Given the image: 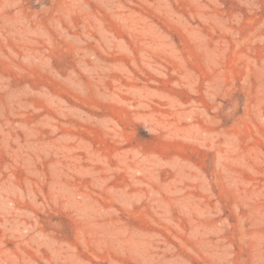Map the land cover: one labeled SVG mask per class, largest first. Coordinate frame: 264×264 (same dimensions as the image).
Listing matches in <instances>:
<instances>
[{"label": "rangeland", "instance_id": "rangeland-1", "mask_svg": "<svg viewBox=\"0 0 264 264\" xmlns=\"http://www.w3.org/2000/svg\"><path fill=\"white\" fill-rule=\"evenodd\" d=\"M0 264H264V0H0Z\"/></svg>", "mask_w": 264, "mask_h": 264}]
</instances>
